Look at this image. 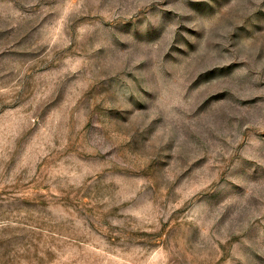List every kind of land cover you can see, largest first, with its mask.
Masks as SVG:
<instances>
[{"label": "rangeland", "instance_id": "obj_1", "mask_svg": "<svg viewBox=\"0 0 264 264\" xmlns=\"http://www.w3.org/2000/svg\"><path fill=\"white\" fill-rule=\"evenodd\" d=\"M0 264H264V0H0Z\"/></svg>", "mask_w": 264, "mask_h": 264}]
</instances>
